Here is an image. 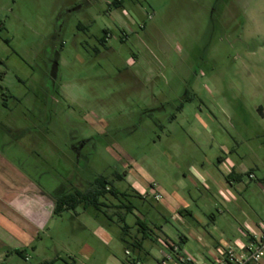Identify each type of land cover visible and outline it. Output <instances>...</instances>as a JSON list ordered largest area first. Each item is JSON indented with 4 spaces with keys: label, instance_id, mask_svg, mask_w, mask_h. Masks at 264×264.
<instances>
[{
    "label": "rangeland",
    "instance_id": "obj_1",
    "mask_svg": "<svg viewBox=\"0 0 264 264\" xmlns=\"http://www.w3.org/2000/svg\"><path fill=\"white\" fill-rule=\"evenodd\" d=\"M112 1L0 0L17 50L30 57L28 47L38 41L45 56L44 43L51 42L57 67L51 81L44 65L33 79L27 66L14 63L22 82L11 78L9 85L22 102L17 115L6 117L15 121L0 130V154L49 197L86 190L99 176L114 180L126 192L121 202L137 210L126 214L132 226L144 222L148 209L154 214L151 206L159 208L157 187L175 190L195 217L182 224L169 219V226L195 251L205 254L199 238L209 239L201 227L215 226L232 245L247 242L238 231L243 219L264 226V190L257 184L264 178V0ZM66 7L65 29L54 35L51 27ZM6 53L0 43V55ZM218 156L236 171L252 168L255 179L244 173L224 193ZM192 168L208 178V190L190 181ZM129 169L133 179H115ZM107 211L112 220L81 205L52 212L32 243L38 252L29 247L27 260L12 252L0 264L53 258V264H157L125 253L117 209ZM132 228L129 241L138 227ZM146 233L153 240L144 245L164 246L155 232ZM86 244L94 249L87 259L79 252Z\"/></svg>",
    "mask_w": 264,
    "mask_h": 264
},
{
    "label": "crops",
    "instance_id": "obj_2",
    "mask_svg": "<svg viewBox=\"0 0 264 264\" xmlns=\"http://www.w3.org/2000/svg\"><path fill=\"white\" fill-rule=\"evenodd\" d=\"M218 158H220V160H218ZM217 162L219 169L225 173L224 178L229 179H226L225 183L222 181H217L218 184H220V190H222L224 193L229 191L226 188V184L228 186H232L234 183L239 184L242 182V175L244 173L246 175L247 173L253 174L252 168L244 169L241 172L236 171V164L231 162L227 157L218 156ZM190 175V181L195 187L202 185L205 186V189H207L206 185L208 183V178L205 175L194 168H192ZM229 175H232L231 177L233 178H230ZM238 176H240L239 180L234 178ZM124 177L125 179L127 178L129 180L131 178L133 179L132 169H129V172H126ZM247 178L253 180L255 179V176L253 174L252 178H249L248 176ZM257 184L260 189L264 190V178L257 179ZM130 186L131 185H129V187ZM41 190L42 189L39 188V185L34 184L30 178H27L22 170L11 164L6 157L0 154V257L2 256L4 260L8 258L12 252L17 250L23 251L22 258H24V260L29 259V255L27 253L29 247L34 253L38 252L40 247L37 248V246L32 245V243L39 238L40 231L44 229L48 221L47 219L53 212L54 199L57 196L50 195L49 197ZM116 190L121 193H126L125 191H120L118 188H116ZM156 192L160 193L162 196L159 199V203L161 205L158 204V209H155L153 206H151V208L154 209V214L150 212L151 209L147 208V213L143 216V219L144 224H146L149 229H152L156 233V236L154 237L155 240L157 237V239L161 240V243L163 242L164 246L153 248V246L150 245L148 247L144 245V241L147 240L152 242L153 239L146 237L141 242L143 251L137 254L138 257L144 258V260L150 257L155 262H157L159 257L169 251L170 244L180 245L181 251L183 253L192 256L195 260L202 264L205 262V260L211 261V256H219L218 248L228 244V241L222 238L221 233H217L218 231H216L217 229H215V226H212L210 231L201 227L203 234L209 238L208 240H205L201 237L199 238V241L202 243L201 246L203 247V250H205V254L203 252L201 253L195 251L189 246H185L187 241L186 236L171 229L169 226V219L176 220L182 224L184 222L183 220L185 216L179 215L178 211L180 209L189 211V202L185 199V197H182L175 190L172 192H167L162 188L157 187ZM144 195L145 193L135 194V196L141 200L145 198ZM235 200L236 198L234 197H231L230 199L231 202ZM112 201L116 203L115 199H112ZM117 212H119L126 221V214H124L123 211ZM135 212H137V210L134 207L130 213L135 214ZM189 213L190 215L188 216L194 219L195 216L192 214V212L189 211ZM155 217H158L157 222L155 221ZM136 221L140 222V220ZM136 221L134 222L133 226L129 224L128 225L131 228L133 227L132 229H135L134 227L136 226ZM209 221L212 225L215 224L214 218ZM196 222L199 224L200 221L196 220ZM205 225H208V223ZM101 227L104 228V224H102L100 228ZM256 228L257 227L254 226L250 220L243 219L240 226L238 227V231L240 232L241 236H247L248 232L251 233ZM135 230L136 232L134 235L141 237V234L137 232V228ZM181 240L183 241V244L180 243ZM235 241L239 240L235 239ZM79 252L83 255L85 253L84 258L87 259L92 257L94 254V249L90 248V246L86 244L85 250L82 249L79 250ZM54 260V258L50 260L44 259V261H52V264ZM77 264L82 263L78 261ZM136 264L138 263L136 262ZM261 264H264V259H262Z\"/></svg>",
    "mask_w": 264,
    "mask_h": 264
},
{
    "label": "trees",
    "instance_id": "obj_3",
    "mask_svg": "<svg viewBox=\"0 0 264 264\" xmlns=\"http://www.w3.org/2000/svg\"><path fill=\"white\" fill-rule=\"evenodd\" d=\"M118 0H113L111 4L117 5ZM99 43L101 45H104L105 43V37L99 39ZM182 104H179L177 107V110H181ZM220 160V158H218ZM251 173H247V176L249 177ZM124 174L121 176L120 174L115 176V179L122 180ZM232 175H229L230 178ZM236 179H240V176L234 177ZM229 180L228 178H226ZM114 180H108L104 176H99L95 178L87 187L86 190H79L75 189L72 192L62 193L60 195H57L54 199V207H53V214L59 215L64 210H74L77 206L81 205L83 209H87L88 207L93 208L96 211L101 212L104 216H106L109 220H112V217L110 214L107 213L108 209L115 208L117 211H123L124 214L130 213L131 210L134 208L133 205L128 202L127 204L121 202L120 198L125 197V193L118 192L113 185ZM112 199H115L118 201V203H115L112 201ZM115 211L113 214L116 213L117 216V222L120 225L121 228V240L125 244V253H127V250H131L132 252L141 253L143 251L142 247V240L146 237L149 238L146 231L150 233H154L152 229H149L144 222L136 221L137 225V232L141 233V237H138L137 235H133L132 240H128V234L131 227L126 223L124 217L120 215L119 212ZM178 214L181 216H187L190 215L189 211L180 209L178 211ZM249 238V239H248ZM247 240H250V237H248ZM180 243L183 244V241L181 240ZM170 248V247H169ZM178 248L181 250L180 245H178ZM17 255L20 257L23 256V251H15ZM39 264H52V261H44ZM132 264H136V260L134 259L132 261ZM157 264L158 261H157Z\"/></svg>",
    "mask_w": 264,
    "mask_h": 264
},
{
    "label": "flooded vegetation",
    "instance_id": "obj_4",
    "mask_svg": "<svg viewBox=\"0 0 264 264\" xmlns=\"http://www.w3.org/2000/svg\"><path fill=\"white\" fill-rule=\"evenodd\" d=\"M68 15V7L64 9L55 20L54 25L51 27V31L54 35H59L65 29V19ZM0 43L8 49V53L3 56L0 55V130L4 128L8 123L15 121L10 120L6 123V117L9 114L17 115L18 107L22 102L21 97L16 96L12 93V89L9 85L13 79L16 83L22 82V77L19 74L18 70H14L15 64L18 63L21 66H27L31 71L33 79H39L38 67L41 65L45 66L46 74L48 79H52L56 75V60L54 54H51L52 43H44V46L47 48L45 56H41L39 51L36 50L39 47V42L37 44L30 45L28 50L32 52V56H25L24 53L17 50L16 45L13 42V38H9L7 35V22L0 17ZM37 51V52H35ZM48 55V56H47ZM12 78V79H11ZM13 102V106H9V103ZM75 151L78 150L77 145L73 147Z\"/></svg>",
    "mask_w": 264,
    "mask_h": 264
},
{
    "label": "built area",
    "instance_id": "obj_5",
    "mask_svg": "<svg viewBox=\"0 0 264 264\" xmlns=\"http://www.w3.org/2000/svg\"><path fill=\"white\" fill-rule=\"evenodd\" d=\"M253 174L249 175L252 178ZM160 193H154L159 199ZM245 243L225 244L218 248L219 256H211V264H261L264 256V226H258L253 232H248ZM249 239V238H248ZM169 251L158 258L159 264H202L192 256L183 253L176 244L169 245Z\"/></svg>",
    "mask_w": 264,
    "mask_h": 264
}]
</instances>
